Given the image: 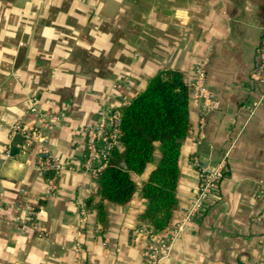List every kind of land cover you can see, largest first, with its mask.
I'll return each instance as SVG.
<instances>
[{
    "label": "crops",
    "instance_id": "crops-1",
    "mask_svg": "<svg viewBox=\"0 0 264 264\" xmlns=\"http://www.w3.org/2000/svg\"><path fill=\"white\" fill-rule=\"evenodd\" d=\"M263 31L264 0H0V264H153L146 250L184 222L199 190L193 157L213 168L227 152L219 195L158 264H264V101L253 116L243 108L264 90L253 75ZM202 62L204 92L195 85ZM165 69L182 71L191 93L179 203L166 232L136 236L141 183L159 154L130 202L106 203L104 227L86 130ZM17 124L48 137L62 160L53 193L35 168L39 144L23 151ZM30 208L39 231L22 225Z\"/></svg>",
    "mask_w": 264,
    "mask_h": 264
},
{
    "label": "trees",
    "instance_id": "trees-1",
    "mask_svg": "<svg viewBox=\"0 0 264 264\" xmlns=\"http://www.w3.org/2000/svg\"><path fill=\"white\" fill-rule=\"evenodd\" d=\"M190 97L184 73L165 69L153 76L129 103L118 108L121 145L111 150L106 167L97 176V216L104 227L108 218L106 203L130 202L138 189L137 176L146 173L159 154L157 163L141 183L147 205L140 218L156 234L169 229L179 203L183 142L192 125ZM121 162L127 167L121 166ZM93 200L91 197L88 203Z\"/></svg>",
    "mask_w": 264,
    "mask_h": 264
},
{
    "label": "built area",
    "instance_id": "built-area-1",
    "mask_svg": "<svg viewBox=\"0 0 264 264\" xmlns=\"http://www.w3.org/2000/svg\"><path fill=\"white\" fill-rule=\"evenodd\" d=\"M205 66L206 63H200L196 68V87L200 92H204L205 88ZM253 75L258 81L264 83V31L261 42L257 50V61ZM264 101V90L261 97L252 103L245 104L243 108L248 111L250 116L256 114L257 109ZM204 110H209V105L206 103L203 106ZM120 121L121 113L118 109L108 114L102 110L99 113V118L88 126L86 130V147H85V170L91 172L96 178L98 173L104 169L109 161L111 150L115 146L121 145L120 136ZM203 127V125H201ZM14 132L19 133L23 137L22 150L28 151L34 148L37 144L40 146V154L36 162L35 168L38 173L45 176L48 181L47 194L53 193L58 188L60 174L65 169L62 160L55 156L50 149L49 139L46 136L38 135L34 127L26 128L17 124L14 127ZM200 141V140H199ZM10 156L9 151L5 152ZM227 156L221 159L219 164L213 168H205L201 166L197 157H193V162L198 167L200 175L199 190L194 198L193 206L186 215L183 223L179 224L176 229L168 233L167 239L161 246H150L146 250L147 256L153 264H158L162 258L169 256L174 242L181 236L186 227V222L191 221L199 212L203 211L209 199L215 195H219V184L227 176ZM51 173L50 176L47 175ZM7 203L3 194L0 192V216L6 211ZM24 228L40 230L37 212L30 208L26 217L22 220ZM41 234L43 232L41 231ZM148 234L153 235V228L143 223L134 230V235Z\"/></svg>",
    "mask_w": 264,
    "mask_h": 264
},
{
    "label": "water",
    "instance_id": "water-1",
    "mask_svg": "<svg viewBox=\"0 0 264 264\" xmlns=\"http://www.w3.org/2000/svg\"><path fill=\"white\" fill-rule=\"evenodd\" d=\"M17 137H21V135L19 134V135H17ZM121 166H123V167H127V164L125 163V162H121Z\"/></svg>",
    "mask_w": 264,
    "mask_h": 264
}]
</instances>
